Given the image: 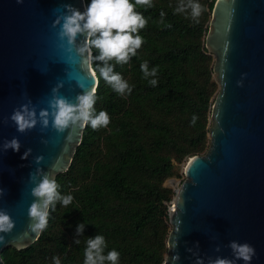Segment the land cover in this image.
Segmentation results:
<instances>
[{
	"label": "water",
	"instance_id": "water-1",
	"mask_svg": "<svg viewBox=\"0 0 264 264\" xmlns=\"http://www.w3.org/2000/svg\"><path fill=\"white\" fill-rule=\"evenodd\" d=\"M68 4L85 9L84 0H0V145L13 137L21 143L19 152L0 151V188L5 190L0 208L15 223L13 231L5 234L0 253L8 247L21 251L38 239L39 235L30 233L17 242L30 223L33 185L29 174L37 167L47 172L53 165L54 178L67 171L84 130L57 133L50 118L47 129L41 131L38 123L21 134L11 115L29 100L37 115L42 109L50 110L51 90L59 83H63L60 95L73 102L83 94L77 80L84 90L97 87L91 60L81 68L77 58L76 79L66 75L73 69L62 61L60 26L53 24ZM83 39L78 37L77 43ZM205 47L214 58L218 84L210 143L204 155L187 160L185 180L174 190L163 264H172L171 257L177 253L178 264H195L194 253L204 264L209 257L232 258L231 241L250 244L256 253L251 264H264V0H216ZM29 148L31 155L22 159ZM37 156L44 158L39 165ZM171 243L178 245L174 251ZM217 246L220 252L215 251Z\"/></svg>",
	"mask_w": 264,
	"mask_h": 264
},
{
	"label": "trees",
	"instance_id": "trees-1",
	"mask_svg": "<svg viewBox=\"0 0 264 264\" xmlns=\"http://www.w3.org/2000/svg\"><path fill=\"white\" fill-rule=\"evenodd\" d=\"M85 6L90 0H84ZM134 3V0H132ZM180 0H152L138 6L147 19L137 55L116 72L132 87L119 95L97 78V113L106 111L107 127L84 128L69 168L55 179L61 195H72L67 207L57 204L47 228L27 248L8 247L3 264H83L87 238L103 235L120 253L118 264H163L168 251L169 211L173 191L164 181L178 174L189 158L209 147L211 108L218 91L213 59L205 47L216 0H196L206 8L198 18L190 10L176 13ZM165 15L161 18L160 13ZM93 55L98 53L93 50ZM159 68L155 87L143 78L141 63ZM197 117L195 124L192 117ZM85 223L84 233L76 235ZM79 239L80 244H75Z\"/></svg>",
	"mask_w": 264,
	"mask_h": 264
},
{
	"label": "clouds",
	"instance_id": "clouds-1",
	"mask_svg": "<svg viewBox=\"0 0 264 264\" xmlns=\"http://www.w3.org/2000/svg\"><path fill=\"white\" fill-rule=\"evenodd\" d=\"M17 3H23V0H17ZM138 6H144L145 9L152 8V0H90L82 12L78 8L68 4L63 5V13L57 16L53 27L60 26L57 33L59 41L58 48L62 53V61L73 71L66 73L69 80L76 79L74 66L79 58L80 67L83 68L86 60L101 62L96 64L95 72L99 74L113 91L119 95L132 92V87L122 77L119 72L115 71L117 65L127 64L137 55V50L145 42L141 36L140 30L144 29L148 23L144 15L137 10ZM190 10L191 18L198 22L206 8L196 0H180L175 9L176 13H184ZM56 11H60L57 9ZM161 12V18L164 17ZM78 37H84L83 41L77 43ZM95 50L98 55H93ZM143 78L149 81V84L155 87L158 83L156 77L159 71L158 66L149 69L148 62L144 61L140 65ZM78 86L82 89L83 94H78L75 102L68 100L60 95V89L63 83L54 87L51 98L48 101V109H42L37 115V110L32 105L31 100L14 110L10 119L17 127V131L24 134L26 131L34 129L37 124L41 125V131L47 129L50 124L57 133H64L68 129H84L88 126L93 130L101 127H107L110 123V117L106 111L97 113L95 105L97 103L96 89L90 91L84 90V85L77 80ZM239 86H242V82ZM197 117H192V123L195 124ZM70 139V137H68ZM47 144V140L41 141ZM21 143L18 138L13 137L11 140H5L0 145V151L9 149L19 152ZM32 149H27L22 159H27L31 155ZM43 156L35 157V163L41 164ZM53 169L45 172L42 168L37 167L34 172L29 174V182L33 185L31 196L33 202L28 209L30 223L28 231H25L18 238L17 242L23 241L34 233L40 235L48 226L51 211L56 209L57 204L67 207L73 202L72 195H61L53 175ZM5 194V190L0 188V198ZM15 227L10 214L6 209L0 208V245L5 241V234H10ZM85 223L77 226L76 235L81 236L84 233ZM178 232L179 229L177 228ZM75 244H80L76 239ZM177 243H171V251L177 248ZM199 247V245H196ZM108 245L103 235H96L94 238H87L86 247L83 252V264H118L120 253L112 249L106 252ZM232 252V258L217 256L214 259L209 257L208 264H236L237 261H243L244 264H251L252 258L256 255L255 249L248 243L231 241L228 245ZM192 251V249H188ZM220 252L219 246L215 249ZM195 264H204V260L199 258L198 253ZM54 264H61L59 257H53ZM172 264H178L180 256L177 253L171 257Z\"/></svg>",
	"mask_w": 264,
	"mask_h": 264
},
{
	"label": "rangeland",
	"instance_id": "rangeland-1",
	"mask_svg": "<svg viewBox=\"0 0 264 264\" xmlns=\"http://www.w3.org/2000/svg\"><path fill=\"white\" fill-rule=\"evenodd\" d=\"M211 57H212V59H213V61H214V58H213L212 55H211ZM214 78H215V76H214ZM184 165H185V164H184ZM184 165L182 164V165L179 167V169H178V174H177L176 176H173V177H171V178H168V179H166V180L164 181L163 186L166 187V188H168V189H171V190L173 191V194H174L173 197H172V200H171L169 203H167V206H168V207H172V202H173V199H174V197H175V192H174V190L178 189L179 186L181 185V183L185 180V176H184V173H183ZM168 230H169V232H170V230H171V226H170V225H168Z\"/></svg>",
	"mask_w": 264,
	"mask_h": 264
},
{
	"label": "built area",
	"instance_id": "built-area-1",
	"mask_svg": "<svg viewBox=\"0 0 264 264\" xmlns=\"http://www.w3.org/2000/svg\"><path fill=\"white\" fill-rule=\"evenodd\" d=\"M173 207V206H172ZM172 207H168V211L170 212V210L172 209Z\"/></svg>",
	"mask_w": 264,
	"mask_h": 264
},
{
	"label": "bare ground",
	"instance_id": "bare-ground-1",
	"mask_svg": "<svg viewBox=\"0 0 264 264\" xmlns=\"http://www.w3.org/2000/svg\"><path fill=\"white\" fill-rule=\"evenodd\" d=\"M174 209V208H173Z\"/></svg>",
	"mask_w": 264,
	"mask_h": 264
}]
</instances>
